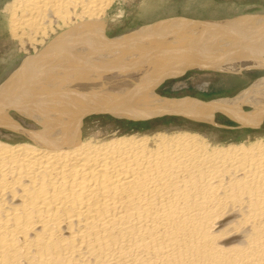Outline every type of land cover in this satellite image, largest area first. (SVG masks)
Segmentation results:
<instances>
[{"label":"bare ground","instance_id":"obj_1","mask_svg":"<svg viewBox=\"0 0 264 264\" xmlns=\"http://www.w3.org/2000/svg\"><path fill=\"white\" fill-rule=\"evenodd\" d=\"M127 1L4 8L28 55L0 82V128L20 135L0 136V264H264L263 133L222 143L191 128L85 130L94 113L215 124L218 111L261 130L264 78L212 103L154 85L190 68H264V14L172 17L111 37Z\"/></svg>","mask_w":264,"mask_h":264},{"label":"rangeland","instance_id":"obj_2","mask_svg":"<svg viewBox=\"0 0 264 264\" xmlns=\"http://www.w3.org/2000/svg\"><path fill=\"white\" fill-rule=\"evenodd\" d=\"M10 0H0V82L6 79L8 72L13 67V62L20 63L25 58V51H21L18 42L11 38L8 21L4 8ZM128 8V9H127ZM4 10V11H3ZM128 12V13H126ZM127 14V15H126ZM264 14V0H128L124 8L123 17L113 22L109 35L117 37L123 33L133 32L151 25L157 21L172 17H183L203 21H222L234 19L240 16ZM133 19V20H132ZM28 52L34 54L31 46ZM190 68V67H189ZM156 80L154 87L162 97L184 99H200L208 103L218 100L236 98L245 91H252L257 82L264 78V68L253 67L242 70L241 73L226 72L218 69L190 68L183 74ZM2 80V81H1ZM236 81V82H235ZM253 85H255L253 87ZM158 87V88H157ZM248 89V90H246ZM246 110H252V104H245ZM12 113V112H11ZM22 115H16V121L24 123ZM215 124L212 121L196 122L184 116H172L159 118L148 122L126 121L109 113H94L86 119V132L91 135L107 137L115 132L128 133H154L160 130L191 128L212 135L222 143L242 142L249 137H255L259 133L264 134L262 129H244L234 119H230L223 112L218 111L215 115ZM219 127H217V126ZM94 133V134H93ZM7 137L20 135L13 131L0 128V136ZM254 136V137H253Z\"/></svg>","mask_w":264,"mask_h":264},{"label":"water","instance_id":"obj_3","mask_svg":"<svg viewBox=\"0 0 264 264\" xmlns=\"http://www.w3.org/2000/svg\"><path fill=\"white\" fill-rule=\"evenodd\" d=\"M159 118H161V117H159V116H151V117H148V118H142V121H152V120H156V119H159Z\"/></svg>","mask_w":264,"mask_h":264}]
</instances>
